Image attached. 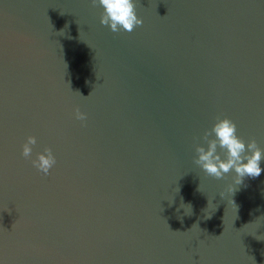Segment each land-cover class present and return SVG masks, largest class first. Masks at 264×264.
I'll return each instance as SVG.
<instances>
[{"label": "water", "instance_id": "water-1", "mask_svg": "<svg viewBox=\"0 0 264 264\" xmlns=\"http://www.w3.org/2000/svg\"><path fill=\"white\" fill-rule=\"evenodd\" d=\"M134 3L0 0V264H264V173L194 163L217 116L264 149V0Z\"/></svg>", "mask_w": 264, "mask_h": 264}, {"label": "clouds", "instance_id": "clouds-1", "mask_svg": "<svg viewBox=\"0 0 264 264\" xmlns=\"http://www.w3.org/2000/svg\"><path fill=\"white\" fill-rule=\"evenodd\" d=\"M90 3L92 7L103 9L100 14V23L110 27L113 33L121 31L131 33L135 28L143 25V20L137 15V5L134 0H90ZM75 117L80 121L87 119L79 108L76 109ZM197 141L195 149L197 158L194 163L208 176L223 179L227 174L235 173L234 185L228 188L230 194H234L236 186L244 184L246 178L255 179L264 173V168L261 167L264 162V149L260 148L255 139L246 144L237 135L236 124L227 117L217 116L214 125L205 130L203 135L197 138ZM36 144L35 136L27 138L22 151V155L26 159L32 157V146ZM202 145H206V147ZM31 162L33 167L44 175H48L57 161L52 149L45 148L44 152L38 154ZM221 196L224 197L222 194ZM207 218H211V216Z\"/></svg>", "mask_w": 264, "mask_h": 264}]
</instances>
